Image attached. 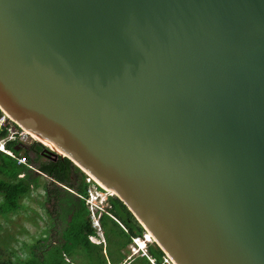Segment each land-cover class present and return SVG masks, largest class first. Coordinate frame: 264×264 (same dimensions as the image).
<instances>
[{"label": "water", "instance_id": "1", "mask_svg": "<svg viewBox=\"0 0 264 264\" xmlns=\"http://www.w3.org/2000/svg\"><path fill=\"white\" fill-rule=\"evenodd\" d=\"M0 110L173 264H264V0H0Z\"/></svg>", "mask_w": 264, "mask_h": 264}, {"label": "trees", "instance_id": "2", "mask_svg": "<svg viewBox=\"0 0 264 264\" xmlns=\"http://www.w3.org/2000/svg\"><path fill=\"white\" fill-rule=\"evenodd\" d=\"M6 146L16 155L21 152L27 163H17L15 157L0 151V216L8 219L23 208L22 200L41 185L40 178L44 176L42 206L49 222L45 236L25 244L24 255L16 254L13 248L0 247V264H153L149 258L155 264H168L163 262L165 253L154 241L146 244V254H130L128 246L144 228L114 195L108 197L105 207L109 214L102 211L98 216L104 242L91 240L98 234L83 198L89 183L85 181L86 174L70 159L54 157L38 141L19 149L14 141H8Z\"/></svg>", "mask_w": 264, "mask_h": 264}, {"label": "rangeland", "instance_id": "3", "mask_svg": "<svg viewBox=\"0 0 264 264\" xmlns=\"http://www.w3.org/2000/svg\"><path fill=\"white\" fill-rule=\"evenodd\" d=\"M33 141L35 140L31 137H28V139L24 141L22 145H29L33 143ZM41 144L45 146L46 150L53 153V150L49 146L45 145L43 142H41ZM29 154L31 156L33 155L31 152H29ZM44 178V176H41V185L33 189L30 195L22 200L24 204L23 208H21L17 213L11 214L8 219H4L0 216L1 248H4V246L13 248L16 254L22 256L24 255V250L26 249L25 244H30L38 237L45 236L44 229L47 228L49 219L45 208L42 206V183L44 181ZM147 237H149V234H147ZM139 239L142 238L139 237ZM145 241L141 242V244L138 241L137 243H139L140 246H143L144 249L146 244H150L153 242V239L151 238V240H147L146 242ZM133 242L128 246L131 255L136 253V244ZM143 249H141L140 251H142Z\"/></svg>", "mask_w": 264, "mask_h": 264}, {"label": "built area", "instance_id": "4", "mask_svg": "<svg viewBox=\"0 0 264 264\" xmlns=\"http://www.w3.org/2000/svg\"><path fill=\"white\" fill-rule=\"evenodd\" d=\"M2 130H5L4 135H1ZM28 137H31L32 139L37 141L31 134H29L25 129H23L19 124L9 118L8 115L2 111V114L0 115V151L12 157H15L17 159V163L25 164L27 163L26 157L21 152L16 155L11 149L6 146V144L8 141H14L16 144L22 145L23 142L28 139ZM84 173L86 174L85 181L89 183V186L87 189V195L83 198L85 199V202L91 211L93 225L97 228L98 234V237L91 236L90 238L92 241L97 243L104 242V237L98 222V216L100 212L105 211V207L109 202L108 197L110 195H114V193L108 188L103 189L85 171ZM96 212H98V214H95ZM105 212L108 213L107 211ZM146 233L149 234L146 230L143 231L142 234L146 237ZM137 239H139V237L133 238V243L136 244V253L140 251L139 247L142 248V246L137 243ZM148 239L151 240L150 234ZM141 253L146 254L145 248L141 251ZM149 260L151 263L155 264L151 258H149ZM163 262L173 264L171 259L166 254L163 256Z\"/></svg>", "mask_w": 264, "mask_h": 264}, {"label": "bare ground", "instance_id": "5", "mask_svg": "<svg viewBox=\"0 0 264 264\" xmlns=\"http://www.w3.org/2000/svg\"><path fill=\"white\" fill-rule=\"evenodd\" d=\"M34 138H36L35 136H33ZM37 140H39L38 138H36ZM40 141V140H39ZM45 145H47V146H49L51 149H53V147L49 144V143H47V142H43ZM54 150V149H53ZM138 240V242L141 244V242H144L145 240L147 241V240H149L148 239V237H147V233H146V237H144L143 239H137ZM145 241V242H146Z\"/></svg>", "mask_w": 264, "mask_h": 264}, {"label": "clouds", "instance_id": "6", "mask_svg": "<svg viewBox=\"0 0 264 264\" xmlns=\"http://www.w3.org/2000/svg\"><path fill=\"white\" fill-rule=\"evenodd\" d=\"M139 247V246H138ZM142 248H143V246H142ZM141 247H139V250H141L142 249Z\"/></svg>", "mask_w": 264, "mask_h": 264}]
</instances>
